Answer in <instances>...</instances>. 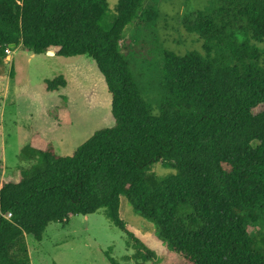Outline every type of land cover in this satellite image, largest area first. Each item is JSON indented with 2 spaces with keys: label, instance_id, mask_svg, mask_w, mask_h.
Listing matches in <instances>:
<instances>
[{
  "label": "trees",
  "instance_id": "1",
  "mask_svg": "<svg viewBox=\"0 0 264 264\" xmlns=\"http://www.w3.org/2000/svg\"><path fill=\"white\" fill-rule=\"evenodd\" d=\"M158 2L117 0L103 27L106 0H0V56L21 44L91 57L114 120L70 155L37 132L21 147L25 165L0 174V264H30L23 234L40 240L49 222L101 207L128 237L125 264H147L154 251L126 228L120 195L183 264H264V108L254 111L264 104V0H209L183 16L181 27L202 39L200 52L184 54L156 34L145 47L141 34H154ZM153 47L144 62L138 49ZM43 83L52 91L66 80ZM57 109L50 113L67 122ZM156 161L176 172L156 175Z\"/></svg>",
  "mask_w": 264,
  "mask_h": 264
},
{
  "label": "rangeland",
  "instance_id": "2",
  "mask_svg": "<svg viewBox=\"0 0 264 264\" xmlns=\"http://www.w3.org/2000/svg\"><path fill=\"white\" fill-rule=\"evenodd\" d=\"M106 1L108 10L100 21L103 27L113 20V9L117 2ZM208 1L159 0L154 34L153 28L144 30L141 34L145 47L152 43L156 34L164 47L177 54L192 50L200 52L202 39L195 33L185 31L180 25V19L201 9ZM133 32L134 28L126 25L123 36H129ZM11 48L14 50L12 57L16 56L17 60L14 68L12 67L15 76L8 82L10 90L3 98L7 100V104L4 107L2 128L0 127V131L4 133L0 138V164L5 165L1 175L15 174L19 164L25 165V161H20L17 155L34 132L45 141L56 142L59 154L70 155L96 129L111 126L114 122L110 111L111 95L103 75L91 57L42 53L28 59L29 53L20 50L19 46L13 45ZM138 51L144 62L152 61L154 47L148 52L145 49ZM2 57L1 55L0 82L4 84L1 77L8 78L10 55ZM59 74L65 78L66 83L59 88L57 95L45 89L43 79ZM15 98L40 105L42 111L37 115L33 110L32 117L28 119L18 117L14 111ZM57 106H60L61 111L65 110L67 122L59 124L54 121L55 117L50 112L59 114ZM263 108L264 104H261L254 111ZM46 109L48 113H45ZM9 113L13 114V118ZM150 171L158 176L176 172L174 168L164 167L158 161L150 165ZM125 206V210L124 207L121 209V219L126 228L144 236L145 243L154 251V257L147 264H183L182 258L168 247L166 241L159 238L154 228L152 229L153 226H142L141 220L145 219L127 201ZM127 238L125 232L107 218L106 209L101 207L90 214H75L66 222H49L40 240L30 234H23L19 240L27 250L30 264H110L108 256L118 264H125L124 256L133 252L131 247L126 246ZM129 262L132 263L133 260Z\"/></svg>",
  "mask_w": 264,
  "mask_h": 264
},
{
  "label": "crops",
  "instance_id": "3",
  "mask_svg": "<svg viewBox=\"0 0 264 264\" xmlns=\"http://www.w3.org/2000/svg\"><path fill=\"white\" fill-rule=\"evenodd\" d=\"M12 46L13 45H10V47H9L10 52L9 53H5L4 52V54L2 55L3 56L2 58H4L6 55H10V66L14 68V66H15L14 64H15V62H16L17 59H16V56H14V55L12 57V53L14 51L13 48H11ZM15 46H19V49L20 50H23L25 52H28L29 53L28 54V59L29 58H33L34 55H40V54H42V53H39V54L32 53V52H30L27 48H25L21 44H18V45H15ZM45 54H47V53L45 52ZM53 54H54V52H53ZM14 76H15V73L13 71V76H9V73H8V78L4 79V77H1V79L4 80V84L0 82V127L1 128H2L1 124L4 121V113H5V108L4 107L7 104V100L6 99L4 100L3 98L6 97L7 92L10 90V87L8 86V82L11 81L14 78ZM60 87H62V86H60ZM60 87H58L55 90L49 91V92L57 93L59 91V88ZM58 93H57V95H58ZM33 110H35L36 111L35 114L38 115L40 113V111H42V107L40 105H34L32 103H28V102L22 100L21 98L20 99L18 98V100H16V98H15V100H14V111L16 113V116L21 117V118H24V119H28V117H32ZM44 111L46 113L48 111V109H46ZM9 115L11 116V118H13V114L12 113H9ZM54 121H56L59 124H60V122H63L64 123V121H61V120L55 119V118H54ZM13 124L15 125V122H13ZM3 136H4V133H2L0 131V138L3 137ZM50 143L52 144L55 152L58 153L57 150H56V142L52 141ZM1 165H2V172H3L4 169H5V165H4V163H1ZM125 205H126V198L124 197V195H120L119 209H118L119 216L120 217H121V209L124 207V210H125V207H126ZM141 224H142V226L147 227V228H149L150 225H152L150 222H148L146 220H141ZM152 229H153V227H152ZM141 234L144 235L142 232H141Z\"/></svg>",
  "mask_w": 264,
  "mask_h": 264
},
{
  "label": "built area",
  "instance_id": "4",
  "mask_svg": "<svg viewBox=\"0 0 264 264\" xmlns=\"http://www.w3.org/2000/svg\"><path fill=\"white\" fill-rule=\"evenodd\" d=\"M9 47H10V46L5 47V49H4V52H5V53H9V52H10ZM48 51H49V50L46 51L47 54H49V55H52V54H53V52H48ZM7 215H9V213H7Z\"/></svg>",
  "mask_w": 264,
  "mask_h": 264
},
{
  "label": "water",
  "instance_id": "5",
  "mask_svg": "<svg viewBox=\"0 0 264 264\" xmlns=\"http://www.w3.org/2000/svg\"><path fill=\"white\" fill-rule=\"evenodd\" d=\"M13 45V44H12ZM48 52H53L52 50H49Z\"/></svg>",
  "mask_w": 264,
  "mask_h": 264
}]
</instances>
